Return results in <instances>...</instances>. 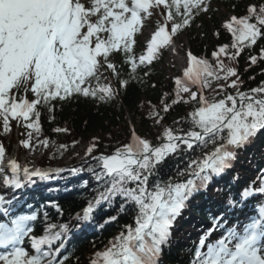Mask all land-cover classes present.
<instances>
[{
    "label": "snow or ice",
    "instance_id": "6c2138e0",
    "mask_svg": "<svg viewBox=\"0 0 264 264\" xmlns=\"http://www.w3.org/2000/svg\"><path fill=\"white\" fill-rule=\"evenodd\" d=\"M161 6L162 9H161ZM161 9L164 23L158 21L146 54L136 57L135 34L145 16ZM211 0H0V124L3 134L11 129V121L23 123L41 134V108L54 119L57 104L71 103L80 97L116 102L119 92L131 85L148 84L151 72L141 76L138 69L157 59L158 49L167 45L169 35L190 25L201 15L213 12ZM222 27L231 34V45L217 46L211 53L215 66L206 58L187 52L190 66L174 79V87L163 94L160 106H152L149 118L157 126L176 106L191 103L187 116L174 121L177 126H164L158 143L130 130V142L114 153L95 155L99 140L87 148L88 172L96 181L95 197L76 214L77 227L90 222L102 205L111 207L117 198L121 203L117 215L105 223L118 220L121 213L131 214L133 223L122 227L119 235L104 250L94 254L90 264H159L176 219L189 199L206 188L213 176H220L231 167L233 149L247 143L264 130V82L255 88L240 90L236 68L224 59L237 60L246 49L264 45V0L250 3L243 15L229 16ZM220 35L219 32L216 33ZM122 54L118 67L115 56ZM250 65L264 62V47L257 55H249ZM128 71H123V66ZM117 80L113 87L102 80L103 72ZM235 77L230 83L229 78ZM254 79V77L252 78ZM226 83H220V81ZM216 87H213V84ZM193 88L196 90L194 91ZM236 89L235 93L228 89ZM212 89L213 98L205 95ZM31 94V98H29ZM187 97V98H186ZM187 125V127H184ZM56 133L67 128L57 127ZM33 133L21 143L31 146ZM45 147L48 139L39 141ZM67 145H60L66 150ZM183 168H177L167 179L161 168L171 156L195 152ZM7 161V163H6ZM83 167L71 169H32L6 156L0 143V182L5 188L22 190L41 181L56 179L68 171L82 173ZM87 182H85L86 184ZM229 197L228 206L242 216L229 220L223 214L212 218V224L200 237L190 264H264V204L254 205L250 213L245 206L256 196H264V176ZM58 214V203H52ZM40 214L16 213L13 200L0 193V264H66L65 248L68 223H52L43 212L42 234L34 224ZM213 233L218 236L211 241Z\"/></svg>",
    "mask_w": 264,
    "mask_h": 264
},
{
    "label": "trees",
    "instance_id": "16d2710c",
    "mask_svg": "<svg viewBox=\"0 0 264 264\" xmlns=\"http://www.w3.org/2000/svg\"><path fill=\"white\" fill-rule=\"evenodd\" d=\"M261 0H211L214 11L208 15H201L190 22V25L179 30L177 33L171 35L180 36L189 30L190 50L200 57L208 59L213 66H215V60L211 53L221 44L231 45L233 37L223 27V20L228 17L229 12H233L235 15L240 16L245 13V8L250 3L259 4ZM221 7L224 10H221ZM166 15V12H164ZM169 29L171 22H168ZM220 35L217 36L216 33ZM259 45L252 49H246L241 56L235 60L224 59V63L236 68L240 76V90L246 91L250 88H255L264 82V62H258L256 65H250L248 56L257 55L259 52ZM165 45L158 49L156 53L157 59H154L151 65L141 66L138 71L142 76L145 71H150L151 75L148 84H155L156 87L141 86L139 84L131 85L125 92L121 90L119 92L118 99L113 103H101L100 101L80 97L78 100H73L71 103H62L56 105L54 112V119L50 118V115L45 108H41V134L39 136H45L48 141L55 140L60 145H67L66 149L71 148L74 145L80 143L91 144L94 138L99 140V150L96 152H112L115 148L122 147L128 143L130 138V130L132 127L138 132L145 135L154 144L159 142V137L162 135L164 126H177L174 125V121L179 120L182 117L187 116L193 109L191 103L181 104L175 107L173 111L166 115V118L161 122V125L157 126L155 121L149 118V112L152 106L159 107L160 101L164 93L169 92L174 87V79L171 75L166 73L165 68ZM134 47V54H135ZM146 54L143 53L142 55ZM136 56V55H135ZM137 57V56H136ZM118 67L123 59L122 54L117 55ZM128 66H123V71H128ZM114 81L113 87H119L117 80L110 74V70L107 73ZM254 77V79H252ZM235 77L229 78L227 83H230ZM102 80H104L102 78ZM220 83H226L220 81ZM213 87H216L214 82ZM194 90V89H193ZM196 90V89H195ZM194 90V91H195ZM229 92L235 93L236 89H228ZM207 97L212 99V89H206ZM31 95V94H29ZM187 98V97H186ZM26 124V122H23ZM133 125V126H132ZM57 127L67 128L66 133H56L53 130ZM187 127V125H184ZM32 131L33 137H36L34 130L27 128V134ZM9 133V132H8ZM8 136L4 134V139ZM22 141L27 139L26 135L21 136ZM107 140V143L104 141ZM260 140L264 141L263 137ZM107 144V145H105ZM24 147V146H23ZM264 148V145L262 146ZM60 149V148H59ZM61 152L65 150H61ZM199 149H196L195 153L188 154L187 156H171L168 158L166 164L160 170V176L167 179L168 175L174 174L177 168H183L186 161L192 155H198ZM95 154V153H94ZM262 152L252 153L248 155L249 163L253 165H260L258 158ZM50 160V159H48ZM45 164V163H44ZM254 173V180L257 185H260V175L257 171ZM226 183L224 182L223 185ZM217 191L228 193L229 186L220 188L216 186ZM65 214L61 223H68L75 220L76 214L80 212L85 201L80 198L68 197L64 201H60ZM117 215V213H116ZM127 216H120V218L113 224L106 227L104 235L97 240H87L76 248L73 257L66 262V264H90V261L94 258V254L98 251H102L109 244L115 236L119 235L122 227L126 224L133 223V218ZM50 221L52 223H59L61 214H57L55 218L50 214ZM44 229V222L41 220L36 232L42 234ZM173 253L166 257L168 264H190V261L194 257V247L188 248L183 245L173 246ZM176 251V252H175ZM185 257V258H184Z\"/></svg>",
    "mask_w": 264,
    "mask_h": 264
},
{
    "label": "rangeland",
    "instance_id": "374dc122",
    "mask_svg": "<svg viewBox=\"0 0 264 264\" xmlns=\"http://www.w3.org/2000/svg\"><path fill=\"white\" fill-rule=\"evenodd\" d=\"M155 33L154 27H148L146 29V36H144L143 41L149 42L151 41L152 36ZM190 39V34L187 32L183 36H181L180 40H177L173 44L169 46V55L165 62L166 73L171 75L173 78L177 76H181L185 71V56L187 57V52H189L188 41ZM14 136L20 135L23 133L22 127L20 125H16L14 128ZM45 139V136H39L37 139L33 137L31 141V146L22 150L18 144H14V149L12 150L13 156L16 154L19 155L20 159L23 162H26L28 165L37 166L44 160H47L50 157H54L53 163L55 165H62L65 163H69L71 160L77 162V160H82L86 151L87 143H80L72 146L69 149H66L63 152L58 150V144L54 140H51L47 147L39 143ZM108 141L105 140L104 143ZM107 145V144H105ZM9 149V147H7ZM48 157V158H46ZM95 161L91 162L92 165H95ZM85 172V171H84ZM89 172L87 171L85 176H88ZM87 194H91V190L87 192ZM212 208H216L215 205H210Z\"/></svg>",
    "mask_w": 264,
    "mask_h": 264
}]
</instances>
